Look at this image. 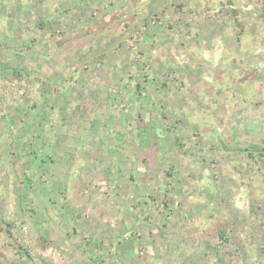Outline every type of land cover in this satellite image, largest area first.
Wrapping results in <instances>:
<instances>
[{
    "label": "rangeland",
    "instance_id": "obj_1",
    "mask_svg": "<svg viewBox=\"0 0 264 264\" xmlns=\"http://www.w3.org/2000/svg\"><path fill=\"white\" fill-rule=\"evenodd\" d=\"M264 0H0V264H264Z\"/></svg>",
    "mask_w": 264,
    "mask_h": 264
},
{
    "label": "trees",
    "instance_id": "obj_2",
    "mask_svg": "<svg viewBox=\"0 0 264 264\" xmlns=\"http://www.w3.org/2000/svg\"><path fill=\"white\" fill-rule=\"evenodd\" d=\"M263 11H264V8H263Z\"/></svg>",
    "mask_w": 264,
    "mask_h": 264
}]
</instances>
